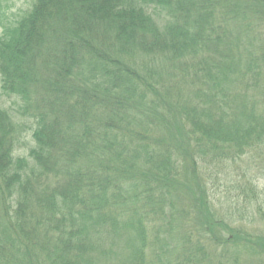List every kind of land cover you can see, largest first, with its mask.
Returning a JSON list of instances; mask_svg holds the SVG:
<instances>
[{"label": "trees", "instance_id": "obj_1", "mask_svg": "<svg viewBox=\"0 0 264 264\" xmlns=\"http://www.w3.org/2000/svg\"><path fill=\"white\" fill-rule=\"evenodd\" d=\"M9 1L0 264H264V0Z\"/></svg>", "mask_w": 264, "mask_h": 264}, {"label": "rangeland", "instance_id": "obj_2", "mask_svg": "<svg viewBox=\"0 0 264 264\" xmlns=\"http://www.w3.org/2000/svg\"><path fill=\"white\" fill-rule=\"evenodd\" d=\"M33 3V0H10L7 8L6 17L8 21L12 22L16 20L24 11L28 10ZM1 34V29H0ZM16 100L11 97L2 95L1 91V81H0V108H5L7 110L15 111L17 108ZM258 179L257 190L259 193V201L257 204H251L248 210V214L244 215L242 204L237 206H232V212L235 217L242 220L249 228H254L260 231L264 230V220L259 222L261 218H264V206H262V201H264V170L260 167L253 168V175ZM226 199L223 197L219 200V205L223 203L226 205ZM225 208L220 207L217 209L219 214L224 216ZM243 216H246L245 218ZM243 217V218H242ZM235 221V220H234Z\"/></svg>", "mask_w": 264, "mask_h": 264}]
</instances>
